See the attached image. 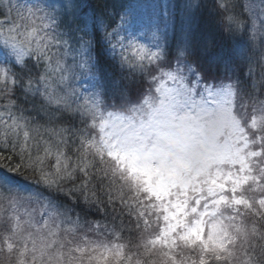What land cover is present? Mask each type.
Here are the masks:
<instances>
[{
  "label": "snow or ice",
  "instance_id": "obj_1",
  "mask_svg": "<svg viewBox=\"0 0 264 264\" xmlns=\"http://www.w3.org/2000/svg\"><path fill=\"white\" fill-rule=\"evenodd\" d=\"M0 170V264H264V0H0Z\"/></svg>",
  "mask_w": 264,
  "mask_h": 264
},
{
  "label": "trees",
  "instance_id": "obj_2",
  "mask_svg": "<svg viewBox=\"0 0 264 264\" xmlns=\"http://www.w3.org/2000/svg\"><path fill=\"white\" fill-rule=\"evenodd\" d=\"M178 2V0H172V3H177ZM3 172V170H0V173H2ZM15 182H17V183H19V184H21V185H26L27 184V182L26 181H23L22 179H20V178H17V180L15 181Z\"/></svg>",
  "mask_w": 264,
  "mask_h": 264
},
{
  "label": "rangeland",
  "instance_id": "obj_3",
  "mask_svg": "<svg viewBox=\"0 0 264 264\" xmlns=\"http://www.w3.org/2000/svg\"><path fill=\"white\" fill-rule=\"evenodd\" d=\"M163 2L167 3V2H168V0H163Z\"/></svg>",
  "mask_w": 264,
  "mask_h": 264
}]
</instances>
